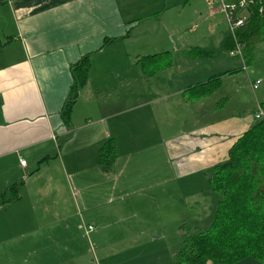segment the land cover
<instances>
[{"label": "crops", "instance_id": "obj_1", "mask_svg": "<svg viewBox=\"0 0 264 264\" xmlns=\"http://www.w3.org/2000/svg\"><path fill=\"white\" fill-rule=\"evenodd\" d=\"M170 1L0 4V264H82L81 247L69 239L65 221L72 204L79 207L72 200L74 187L88 212L99 208L101 200L122 195L131 200L170 195L191 202L183 210L190 229L212 223L220 196L212 191L208 174L228 159L233 144L255 124L256 113L252 118L242 112L241 117L229 107L233 98L237 104L242 99L238 92L222 96V105L214 110L208 106L233 75L225 76L207 98L183 97L187 88L214 76L205 78L199 67V60L213 58V52L198 41L186 46L193 64L173 60L182 49L180 34L221 13L218 0ZM188 9L192 11L185 17ZM220 25L218 42L225 50L227 33L222 36L224 23ZM210 31L216 33L214 27ZM193 49L210 56L197 58ZM165 53L172 64L151 76L138 63ZM86 55H91L89 82L66 124L62 111L74 83L72 67ZM151 106L148 116L134 117ZM111 139L117 157L104 172L97 155ZM175 168H186L185 174ZM92 221L102 228L121 220L112 218L106 225ZM169 231L172 245L161 232L148 230L149 238L131 246L128 252L134 257L123 264H174L185 232L179 222Z\"/></svg>", "mask_w": 264, "mask_h": 264}, {"label": "trees", "instance_id": "obj_2", "mask_svg": "<svg viewBox=\"0 0 264 264\" xmlns=\"http://www.w3.org/2000/svg\"><path fill=\"white\" fill-rule=\"evenodd\" d=\"M225 1L237 4L240 0ZM251 2L234 15L245 19L244 25L235 33L237 43L243 48L244 68L216 74L204 83L187 88L183 92L187 101H199L214 94L225 76L245 70L255 52L264 45V0ZM224 48L228 53L236 48L229 33L224 39ZM192 55L208 58L210 53L193 49ZM138 63L151 76L170 66L172 58L165 53L143 57ZM90 69L91 55L84 56L72 67L74 83L62 111L66 124L71 121L80 91L89 82ZM259 107L264 112V101ZM116 157L115 141L108 140L98 152L97 165L109 172ZM208 182L212 191L220 195L212 223L206 231L190 229L184 234L183 246L174 264H237L247 259L264 264V120L255 121L233 144L228 159L216 164L208 174ZM13 190L17 191L16 188Z\"/></svg>", "mask_w": 264, "mask_h": 264}, {"label": "rangeland", "instance_id": "obj_3", "mask_svg": "<svg viewBox=\"0 0 264 264\" xmlns=\"http://www.w3.org/2000/svg\"><path fill=\"white\" fill-rule=\"evenodd\" d=\"M172 2V0L170 1ZM219 4V3H218ZM217 5V2H216ZM220 6L218 7V9ZM178 11V10H172ZM184 13L187 17L190 13ZM175 13V12H171ZM221 13V12H220ZM172 15V14H171ZM191 19V18H190ZM195 27L187 30H183L180 34L181 43H179L181 51L180 53H173L174 59L178 60L183 65L193 64L195 60L193 57L187 54L189 48L187 44H193L194 42L204 41L206 46L211 47L213 52V58L200 59L199 67H201V75L205 78L212 75L222 73L228 70H234L238 68H244V61L240 54L233 56L227 53L219 44V32L221 30V22L224 23V29L222 36L228 33V24L225 16L221 13V16L216 19H210L206 16L205 20H198ZM216 30L215 34L211 33V29ZM220 34V38H221ZM178 38V36H177ZM183 46V47H182ZM239 75V76H238ZM238 75H231L232 77L225 80L223 87L221 88L222 95L214 94L211 97L209 107L211 109L218 108L222 105V96L227 94H233L238 92L242 99L237 104V98L231 100L229 107H234L236 111L246 112L248 116L253 118V114L258 111V104L262 103L264 99L261 98V94L264 96V45H261L255 52L252 61L248 66L240 72ZM201 80V77H198ZM255 80H261L259 91H253L250 83ZM152 106L137 112L134 117L139 115L147 116L152 112ZM121 150L123 146L121 145ZM186 168H175V171L179 175H184ZM181 171V172H180ZM75 192L72 196V200L79 204V207L70 209V217L66 219L67 224L70 227L69 239L71 241H77L81 247V256L79 261L82 264H123L126 260L134 257L133 253H129L131 246L138 245L149 237L146 236L148 230H155L159 235H164L166 241L169 244H173V239L170 238L172 232L170 228L175 226L176 222H179V226L182 227L183 233L190 230L188 225V211L184 212L185 205H189L190 201H182L172 196L166 197L163 200H151L146 198H136L131 200L126 195H122L118 200L115 198L101 200V206L91 212H88L83 206L82 201L79 199L80 194L77 188H73ZM175 194V193H173ZM177 195V193H176ZM218 196H220L218 194ZM78 198V200H76ZM110 200V201H109ZM92 202V201H91ZM198 203L203 204V200H198ZM204 205V204H203ZM78 206V205H77ZM150 211L149 213H147ZM135 212L137 216L132 215ZM154 213V214H153ZM208 211L202 212V216L206 217ZM112 218L120 219L116 225H110L108 227H102L92 221L98 220L101 224L106 225L111 223ZM185 219V220H183ZM93 223V225H92ZM94 226L93 231L87 232L89 226ZM79 227V231L77 228ZM209 228V225H201L195 232H203ZM193 232V231H191ZM144 233V236L140 235ZM141 236V237H140ZM183 246V245H182ZM156 250L159 252L163 250V246L158 244ZM128 264H141V263H129ZM237 264H262L252 259L241 261Z\"/></svg>", "mask_w": 264, "mask_h": 264}, {"label": "built area", "instance_id": "obj_4", "mask_svg": "<svg viewBox=\"0 0 264 264\" xmlns=\"http://www.w3.org/2000/svg\"><path fill=\"white\" fill-rule=\"evenodd\" d=\"M218 1L220 6L219 11L225 16L226 22L228 24V33L234 38L236 43V48L233 52L230 53V55L233 56L235 54H240V56L243 58V48L240 44L237 43L235 33L238 28L244 25L245 19L241 16L236 18L234 15L238 10L246 9L249 6V4L252 3L251 2L252 0H240L237 2V4L234 3L230 4L227 3L225 0H218ZM261 83H262L261 80H257L253 82L251 84L252 89L256 91L261 85ZM255 119L256 121L264 120V112L260 107H258V111L256 112ZM20 164L22 167L26 166L25 161H21ZM93 230H94L93 227L88 228L89 232Z\"/></svg>", "mask_w": 264, "mask_h": 264}]
</instances>
